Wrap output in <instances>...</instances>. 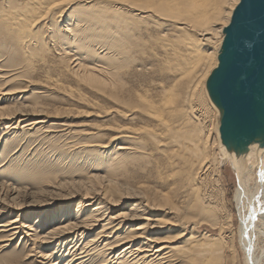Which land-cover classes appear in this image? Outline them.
<instances>
[{"label":"bare ground","instance_id":"obj_1","mask_svg":"<svg viewBox=\"0 0 264 264\" xmlns=\"http://www.w3.org/2000/svg\"><path fill=\"white\" fill-rule=\"evenodd\" d=\"M239 2L0 0V58L10 65L3 73L6 75L3 84L27 81L37 70L47 73L58 67L62 79L69 76L100 90L122 92L128 84L126 97L119 100L131 110L141 111L144 121L142 128H124L118 132L117 139L126 142L115 146L110 154L109 160L114 163H109L113 164L109 169L111 178L102 182L89 177L83 180L84 183L72 185L62 182L61 188L85 191L84 202L78 204L73 218L68 211L60 219L41 216L34 225L38 223L37 227L43 233L35 235L28 221L22 223L23 213L16 207L8 220H0V249L23 236L35 247H51L49 253L38 256L47 261L45 264H209L218 257L225 258L227 253L231 255L232 216L230 212L219 215L215 183L209 187L205 185L206 195L199 193L206 174L215 172L217 155L213 144L216 143L218 152L222 153L237 180L233 196L234 235L241 264H264V124L253 140L240 141L241 137L234 136L228 150L219 128L221 112L210 100L207 105L217 112L216 124L207 128L205 138L201 139L202 132L190 120L191 116L198 121H206L208 117L199 107H194L198 95L195 91L203 81L200 92L205 100L209 99L206 81L217 67L223 31ZM63 6H68L69 10L77 7L64 13ZM81 10H84L82 14H76ZM120 10L125 15L120 14ZM140 20L150 22L136 27L133 22ZM108 37L112 44L110 50L103 46L109 43L106 42ZM148 49L154 51L152 55L144 53ZM67 52L75 56L71 62L66 61L69 66L62 67L63 62L57 63L56 58H64ZM134 58L142 63L151 60L156 63L157 70L152 64L146 66H149V72L154 70L165 81L158 96H148L149 87L133 84V78L139 77L136 70L130 71ZM14 93L11 90L1 93L0 101ZM112 95L118 98L117 93ZM31 107L19 111L13 109L14 113L10 114L6 106H1L0 121L9 116H31L36 112ZM261 110L262 105H257L255 113ZM135 130H141V140ZM209 133L214 135L212 143H208ZM145 146L152 150L147 152ZM152 153L156 158L151 156ZM132 155L151 158L157 173L160 163L168 165L169 173L165 179L183 181L182 187L188 191L186 196L192 197L183 211L168 203L167 194L156 198L155 204L167 205L172 214L175 212L174 221H150L146 218L149 216L146 205H131L126 212L111 214L109 209L114 204L123 198L134 197L129 191L121 190L122 185L116 178L118 174H124L123 167ZM92 203L97 204L83 211V207ZM4 211L0 208V219ZM220 221L228 236L224 242L212 241L202 227L207 225L215 229ZM43 222L50 225L43 227Z\"/></svg>","mask_w":264,"mask_h":264},{"label":"rangeland","instance_id":"obj_2","mask_svg":"<svg viewBox=\"0 0 264 264\" xmlns=\"http://www.w3.org/2000/svg\"><path fill=\"white\" fill-rule=\"evenodd\" d=\"M76 7L74 6L72 9ZM61 9L64 13L69 10L68 6H63ZM72 9L68 12H71ZM95 10L97 8L93 11ZM83 11L81 10L76 14H82ZM118 12L124 14V11L120 10ZM149 22V20H140L133 23L136 27H142L149 24ZM153 31L155 34L157 33L156 30ZM61 34L66 33L61 31ZM111 34L109 33V35ZM219 38L220 35L216 40L218 41ZM106 42L109 43L103 45L104 49L110 50L112 44L109 37ZM94 48L96 49V47ZM153 52L152 49L144 51L147 56L152 55ZM74 56L75 54L67 52L64 58H56V61L57 63L62 61L63 65L60 66L63 67L67 65L66 61L67 63L71 62ZM3 61L4 59L0 58V96L1 93L8 90L15 93L0 101V107L6 106L10 114L14 113V110L19 111L28 106L35 108L36 112L31 113V116H9L0 121V208L6 211H4L0 220H8L11 214H14L12 211L16 207L20 208L24 216L22 223L28 221V224L33 226V233L40 235L43 232L37 227L39 224H34L37 220H40L41 216L45 215L51 220L54 216L60 219V216L68 211L69 214L71 213V218H73L72 216L75 215L78 204L84 202L82 198L85 191L73 190L68 187L64 189L60 186L64 185L63 183L81 184L89 177L97 178L96 181L102 182L111 178L109 169L114 163L109 160L110 154H113L111 152L115 146L126 142L117 139L118 132L124 128L132 130L142 128L144 121L140 116L141 111L138 109L131 110L132 108L124 106L119 100L121 97H126L125 93L127 94L129 90L128 84L122 92H119L118 89L113 92L105 89L100 90V88L98 89L89 84L88 86L86 83L77 82L69 76L62 79V76L58 73L59 67L47 73L37 70V73L30 75V79H27V81L22 80L3 84L2 82L5 81L6 76L3 73H6L5 70L10 66ZM83 63H86V61H83ZM149 64L154 66L156 63L152 60L142 63L134 58L130 71L136 70L139 73V77L133 78V84L149 87L151 91H149L148 96L155 97L159 95L165 81L156 75L154 70H157V68L155 66L153 71L149 72L147 70L149 66L146 65ZM50 77H55L57 82ZM200 83L203 86V81ZM200 83L195 91L198 95L194 107H199L200 111L205 112L208 117L206 121H198V119H192L191 116L190 120L202 132L200 136L203 139L207 128L212 127L213 123L215 126L217 112L208 108L207 103H210V101L209 99L205 100L203 92H200V88H202ZM112 93L114 95L117 93L118 98L115 99ZM196 112L193 115H196ZM135 131L139 136V140H141L143 137L141 130ZM213 138L214 135L209 133L208 143H212ZM136 144L139 145L140 141ZM213 148L214 153L217 155L215 172L210 171L206 174L199 193L206 195L209 184L215 183L217 195L219 194L218 196L214 194L217 196H215L217 205L219 204V215L223 216L230 212L232 216L230 229L233 233L230 236H232L233 243L231 255L227 253L225 258L218 257L213 261L211 260L209 264H231V259L233 264H241L234 235L236 221L233 196L237 180L222 153L218 152V144H213ZM144 150L150 152L152 148L145 146ZM151 156L156 158L155 153H152ZM110 162L113 164L109 165ZM168 167V165L160 163V170L157 173L151 158L130 156L123 167L122 172L124 171V174H118L116 178H119V183L122 185L121 190L129 191L128 193L134 197L132 199L123 198L118 204H114L109 209L112 212L111 214L117 215L126 212L131 205L138 207L146 205L149 208L147 210L149 216H146V218L150 221L159 219L166 222L174 221L176 218L175 212L173 211L174 214H172L169 206L155 204L158 195L160 197V195L167 194L168 203H173L182 211L192 197L186 196L188 191L182 187L183 181H179L181 182L179 183L176 182V178L165 179V176L169 173ZM94 187L97 188L98 185ZM96 204L92 203L88 207H83V211L90 210ZM151 205L153 207H150ZM37 206L40 208L37 209ZM47 224L50 225L49 222H43L41 226L44 227ZM202 228L207 231V235L212 241L224 242V238L228 236V232L226 233L222 229L221 221L215 229H211L207 225ZM50 248L35 247L27 238L18 236L8 247L0 249V264H45L47 261L38 258V256L49 253Z\"/></svg>","mask_w":264,"mask_h":264},{"label":"water","instance_id":"obj_3","mask_svg":"<svg viewBox=\"0 0 264 264\" xmlns=\"http://www.w3.org/2000/svg\"><path fill=\"white\" fill-rule=\"evenodd\" d=\"M205 88L221 112L219 128L228 150L234 136L250 141L258 135L264 124V0H240Z\"/></svg>","mask_w":264,"mask_h":264}]
</instances>
